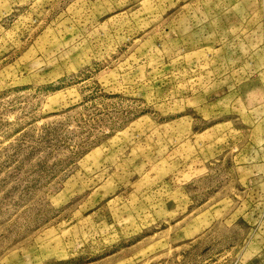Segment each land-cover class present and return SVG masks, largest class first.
Segmentation results:
<instances>
[{
	"label": "rangeland",
	"instance_id": "374dc122",
	"mask_svg": "<svg viewBox=\"0 0 264 264\" xmlns=\"http://www.w3.org/2000/svg\"><path fill=\"white\" fill-rule=\"evenodd\" d=\"M0 264H264V0H0Z\"/></svg>",
	"mask_w": 264,
	"mask_h": 264
}]
</instances>
